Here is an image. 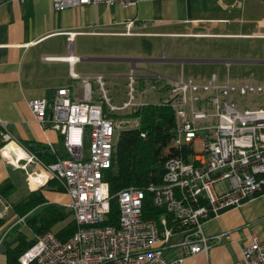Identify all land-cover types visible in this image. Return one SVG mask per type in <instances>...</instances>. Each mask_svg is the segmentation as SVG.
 I'll list each match as a JSON object with an SVG mask.
<instances>
[{"label": "built area", "instance_id": "1", "mask_svg": "<svg viewBox=\"0 0 264 264\" xmlns=\"http://www.w3.org/2000/svg\"><path fill=\"white\" fill-rule=\"evenodd\" d=\"M49 1L56 10H63L87 4L134 7L143 0ZM135 26L134 20L128 21L126 34L131 35ZM72 39L71 34L69 42ZM75 78L82 80L83 99H72L71 90L63 87L49 100L28 102L38 124L50 125L60 133L71 158H57L44 165L9 134H1L4 145L0 153L6 156V149L13 146L20 155L9 151V161L15 165L24 161V169L28 164L40 165L43 172H35L29 179L39 184L55 180L69 197L66 207L76 223L75 232L65 240L52 232L39 235L17 264H184V257L169 260L164 255L172 236L182 235L177 246L186 255L207 252L209 239L203 234V224L264 192V108L242 109L232 100V95H261L264 86L235 85L228 78L220 82L214 74L203 82L181 76L168 85L169 96L153 105L171 109L174 116L173 138L161 179L143 188L121 190L117 194L118 221L106 224L112 197L103 174L112 165L113 133L139 128L136 120L140 117L136 115L150 105L147 94L158 87L152 82L137 93L133 68L127 76L126 100L115 105L107 95L103 75ZM91 80L101 93L100 103L92 100ZM133 117L136 122L130 121ZM87 128L90 154L84 158ZM141 136L145 138L144 133ZM196 142H200L199 152L195 151ZM226 182L228 189L219 187ZM147 199L158 211L155 218L144 213ZM224 236L216 235L212 240L217 243ZM231 264H264V240L254 239Z\"/></svg>", "mask_w": 264, "mask_h": 264}, {"label": "crops", "instance_id": "2", "mask_svg": "<svg viewBox=\"0 0 264 264\" xmlns=\"http://www.w3.org/2000/svg\"><path fill=\"white\" fill-rule=\"evenodd\" d=\"M133 20L135 29L127 35L125 24ZM71 34L73 39L69 42ZM120 36L264 38V0H143L134 7L115 5L107 8L87 4L63 10H56L49 0H0V123L3 125L0 128V151L4 145L1 134L5 132L23 150L40 153L36 155L44 165L57 158H71L60 133L50 125L43 127L38 124L28 102L32 99L49 100L56 90L63 87L71 90L72 99H83L82 80L75 76L103 75L107 86L110 76L104 70H107L106 64L115 59L87 50L86 44L94 37ZM65 57L79 58V61L59 59ZM188 57L155 61L193 63L207 73L214 71L206 74L208 76L202 82L213 74L220 82L229 79L228 72L220 78L215 73L220 69L212 68L211 64L264 66V59L216 60L204 53ZM120 61L131 62V70H135V62L150 60ZM180 73V77H184L183 69ZM127 76H123L125 90ZM138 77L143 81L152 78L148 75ZM156 77L165 79L162 90L168 97V85L178 78ZM90 83L92 100L100 103L98 86L93 80ZM258 85L264 86L262 83ZM106 90L111 103L120 105L126 100V91L120 95ZM31 146L35 151L30 150ZM24 164L21 161L15 165L0 153V264H17L20 252L35 242L39 235L52 232L59 238L71 224L76 225L66 207L69 197L58 183L53 179L40 184L37 180H30L31 174L43 172V169L38 164H28L24 169ZM219 187L226 190L229 184L226 182ZM38 195L45 202L29 208L27 202ZM64 212L69 214L65 219L45 228L48 221ZM202 230L209 239L207 252L186 255L185 250L177 246L182 235L176 234L169 240L165 257L169 260L184 257V264H231L240 259L243 250L254 239L264 240V192L206 221ZM220 234L226 236L215 243L212 238Z\"/></svg>", "mask_w": 264, "mask_h": 264}, {"label": "rangeland", "instance_id": "3", "mask_svg": "<svg viewBox=\"0 0 264 264\" xmlns=\"http://www.w3.org/2000/svg\"><path fill=\"white\" fill-rule=\"evenodd\" d=\"M87 43V42H86ZM88 45V46H87ZM87 50L97 52L106 56H111L115 59L106 64L107 70L104 72L110 76L106 89L112 92L122 95L125 90L124 78L130 73L132 63L127 61H120L122 59H140L144 58L150 61L135 62V75L137 93L142 88H148L153 82L158 87V91L149 92L147 94L146 102L153 105H159L163 98L167 97V94L162 90L165 79L158 78L157 75L165 78H179L181 75V69L185 79H191L196 82H202L203 78H206V71L201 70L198 64L185 63L176 64L169 63L167 61H155V60H170L173 58H190L191 55H208L216 60H263L264 59V38L254 39H198V38H166L159 39L153 37H133V36H120L109 38H91L86 44ZM176 54V55H174ZM176 56V57H175ZM198 58V57H197ZM212 68H219V71L215 70V73L224 78L227 72L229 80L232 84H264V66L254 65L246 66L242 64H211ZM139 75L152 76L149 79L139 78ZM114 76V77H113ZM144 83V85H143ZM110 94V95H111ZM112 96V95H111ZM232 100L236 105L242 109L257 110L264 108V93L259 95H232ZM136 118H131L130 121H135ZM139 128H140V121ZM135 121V122H136ZM120 132L114 131V142L118 140ZM90 129H86L84 132L82 154L87 158L90 154ZM195 151H200V142L194 144ZM224 186V183H220ZM219 184V185H220ZM171 257V255H168ZM174 260V259H173Z\"/></svg>", "mask_w": 264, "mask_h": 264}, {"label": "trees", "instance_id": "4", "mask_svg": "<svg viewBox=\"0 0 264 264\" xmlns=\"http://www.w3.org/2000/svg\"><path fill=\"white\" fill-rule=\"evenodd\" d=\"M136 116L141 118L140 128L122 130L114 145L112 165L103 174V180L109 185L111 210L107 216L106 224L115 225L118 221L117 194L128 187L143 188L149 183H157L164 173L166 151L173 138L174 128L173 112L169 108L148 105ZM145 134V138L141 135ZM34 186V185H33ZM45 202L42 196H34L27 202L29 208ZM146 217L155 218L158 215L147 199L144 205ZM69 214L59 213L57 218L48 221L45 228H49L57 220L65 219ZM76 230L73 223L66 228L59 238L65 240ZM30 243L20 255L30 248ZM19 257V256H18Z\"/></svg>", "mask_w": 264, "mask_h": 264}, {"label": "bare ground", "instance_id": "5", "mask_svg": "<svg viewBox=\"0 0 264 264\" xmlns=\"http://www.w3.org/2000/svg\"><path fill=\"white\" fill-rule=\"evenodd\" d=\"M73 60H74V58H72ZM9 151H14V152H16V153H18L19 155H20V150H18V149H15L13 146H9L7 149H6V151H5V155L6 156H9Z\"/></svg>", "mask_w": 264, "mask_h": 264}, {"label": "water", "instance_id": "6", "mask_svg": "<svg viewBox=\"0 0 264 264\" xmlns=\"http://www.w3.org/2000/svg\"><path fill=\"white\" fill-rule=\"evenodd\" d=\"M30 150L35 151V147L34 146H31L30 147ZM36 154L39 155L40 153H36Z\"/></svg>", "mask_w": 264, "mask_h": 264}]
</instances>
